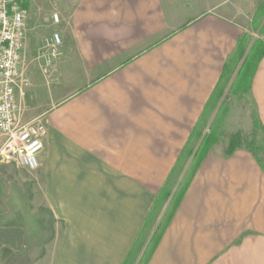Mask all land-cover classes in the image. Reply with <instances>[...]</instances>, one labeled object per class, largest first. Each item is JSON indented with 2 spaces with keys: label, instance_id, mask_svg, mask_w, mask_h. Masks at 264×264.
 <instances>
[{
  "label": "crops",
  "instance_id": "obj_1",
  "mask_svg": "<svg viewBox=\"0 0 264 264\" xmlns=\"http://www.w3.org/2000/svg\"><path fill=\"white\" fill-rule=\"evenodd\" d=\"M258 3L263 10L264 0H22L20 70L31 85L16 104L23 123L46 126L38 167L25 172L37 213L56 230L39 264H129L192 132L206 133L197 124L218 105L241 21ZM47 28L61 39L58 68L75 63L70 89L25 66ZM249 94L264 129V56ZM224 148L200 164L147 264H264V154L262 169L247 151L224 157Z\"/></svg>",
  "mask_w": 264,
  "mask_h": 264
},
{
  "label": "rangeland",
  "instance_id": "obj_2",
  "mask_svg": "<svg viewBox=\"0 0 264 264\" xmlns=\"http://www.w3.org/2000/svg\"><path fill=\"white\" fill-rule=\"evenodd\" d=\"M260 5L262 4L258 3L257 7L259 8ZM191 16L190 13L187 14L188 19ZM241 24L245 27L244 35L241 38L243 41L242 46L245 48L244 56L240 61L234 59L230 64V79H228V84L227 80L224 79L221 85L224 90L218 100V105L212 110L207 108L204 112L206 113L204 116V122L206 123L204 130L206 133L204 135L211 133L216 137L212 148L214 146L220 148L221 145L226 143L227 138L233 134L232 132H241L245 136L252 134L250 114L254 111V104L250 94L243 96L235 94L234 86L238 81V71L243 60L250 56V52L256 43L264 44V9L258 10L252 20L243 19ZM47 31L48 34L43 43L41 42L42 44H38L36 47V57L39 53L46 52L47 43H49L52 34L57 33L50 28H47ZM57 51L60 55L55 57L49 64L37 59L31 63L25 62V66L32 64L33 67H36L37 72L48 80L49 85L55 84L60 87V90L65 87L70 89L71 78L69 75L74 76L77 72L75 63H63L62 68H58V60L63 53L61 42ZM75 87L71 86V91ZM256 141L260 147L264 148V133L257 131ZM199 144L200 142H196L193 138L189 147L196 151ZM191 159L192 157H190L189 163ZM27 172L17 168L12 163L0 161V264H39L40 260L47 256L45 253L47 247L55 241L56 230L54 229V223L49 220L44 211L41 214L42 216L40 212L37 213L34 196V177ZM183 174L179 177L178 183L181 181ZM169 200L166 203H159L155 209L154 216L157 215L156 223L153 225L155 228L151 229L149 223L143 234L144 236L141 238L139 245H137L138 250L134 256H131L129 264L130 262L131 264H141L144 261L148 245L153 237L148 235L151 230L152 235H154L156 230L158 231L159 226L165 221L164 216ZM165 205L167 206L162 211ZM6 234L8 236L11 235L9 239L2 238ZM133 259L135 260L133 261Z\"/></svg>",
  "mask_w": 264,
  "mask_h": 264
},
{
  "label": "built area",
  "instance_id": "obj_3",
  "mask_svg": "<svg viewBox=\"0 0 264 264\" xmlns=\"http://www.w3.org/2000/svg\"><path fill=\"white\" fill-rule=\"evenodd\" d=\"M22 0H0V161L34 172L38 167L37 155L43 150L46 126L42 118L27 123L20 119L16 104L29 88V81L20 70L27 11ZM54 23L58 16L53 15ZM61 39L53 33L45 53L38 60L49 64L58 54Z\"/></svg>",
  "mask_w": 264,
  "mask_h": 264
},
{
  "label": "trees",
  "instance_id": "obj_4",
  "mask_svg": "<svg viewBox=\"0 0 264 264\" xmlns=\"http://www.w3.org/2000/svg\"><path fill=\"white\" fill-rule=\"evenodd\" d=\"M260 8L261 6L258 8V10ZM242 43L243 41L242 39H240L233 56L234 58L233 57L230 58L224 65L222 76L220 79V86L216 88V91L213 95L214 98H217L218 100L222 96L224 90V87H221L224 79L227 80V84L229 81L228 79H230V71H229L230 64L234 61V59L240 61L244 56L245 48L242 46L243 45ZM250 53H251L250 56L245 58L243 60L242 65L240 66V69L238 71V81L234 86L235 94H240L242 96L250 93V87H251L253 75L256 71L259 61L264 56V44L256 43V45L254 46L253 50ZM216 106L217 105H206V109L210 108L212 110ZM206 109H204V112ZM205 114L206 113L202 115L200 122H198L197 124V128L201 127V129L204 130V128L206 127V123L204 122ZM250 115L252 122V134L250 136H245L241 132H236L231 134L227 138L225 143L224 157L232 156L233 153L237 150H245L254 158L256 163L263 169L262 156L264 154V148L259 146V144L256 141V138H257V131H261L262 133H264V129L258 119L256 111L254 110ZM193 138L196 142L201 139L199 141L200 144L196 149V151H194L192 147L191 148L189 147V144L191 143ZM192 139L190 136V140H188V142L186 143V147L182 150L180 156L178 157L177 162L174 168L172 169V172L169 174L168 178L166 179L162 187L158 190L152 210L146 217V220L144 222V227H147L149 226V223L152 224L154 222L153 216L155 213V209L158 207L159 203H164V202L166 203V201L170 199L164 216L165 221L161 226H159L158 231L156 230L153 237L151 238L145 259L141 264H147L149 262V259L152 256L153 251L157 247L163 233L170 224L197 169L199 168L200 164L207 156V154L211 151L216 137L214 134L211 133L209 135L205 134L202 136V131L195 132L194 129V131L192 132ZM190 157H192V159L189 163L188 161ZM186 165L188 167L187 170L184 172ZM183 172H184L183 177L181 181L178 183V179ZM9 236L6 234L2 238L9 239L10 238ZM140 240H141V236L138 237V239L134 243L128 257H131L133 252H135V250L138 249L137 245H139Z\"/></svg>",
  "mask_w": 264,
  "mask_h": 264
}]
</instances>
